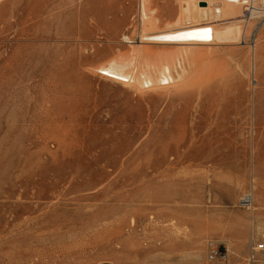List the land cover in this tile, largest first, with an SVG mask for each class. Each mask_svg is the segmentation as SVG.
<instances>
[{"label": "rangeland", "instance_id": "rangeland-1", "mask_svg": "<svg viewBox=\"0 0 264 264\" xmlns=\"http://www.w3.org/2000/svg\"><path fill=\"white\" fill-rule=\"evenodd\" d=\"M13 1H0V264H252L240 200L254 195L264 243V17L207 25L191 49L211 66L193 85L136 89L98 68L139 40L142 0H23L16 18ZM178 1L151 0L158 31ZM234 21L233 40L212 35Z\"/></svg>", "mask_w": 264, "mask_h": 264}, {"label": "bare ground", "instance_id": "bare-ground-1", "mask_svg": "<svg viewBox=\"0 0 264 264\" xmlns=\"http://www.w3.org/2000/svg\"><path fill=\"white\" fill-rule=\"evenodd\" d=\"M0 1L2 2V0ZM200 1L203 0H180L181 3L178 1L182 6L179 5V7L182 8V11H179V13H182L181 16H178L179 20H176V22H173L172 24L168 23L167 28L169 27V29L158 31L156 28H159L157 27V23H159L160 20L153 14L156 10L151 9L148 6L151 3V0H142V18L145 27H143L139 33V40L132 41V48H130L127 53L119 54L111 58L108 62L101 64L98 70L102 72V75L104 74L109 79L116 80V82H120L124 85H130L136 89L149 88L169 90L173 89L172 87L178 83L188 84L187 82H190V80L193 79L197 80L190 82L188 85H193L195 82H198L197 77L203 75L207 70L209 72L210 69H208V67L210 68L211 61L206 60L207 57L205 54H203L202 58V56L199 55L201 51L195 50V52L194 47L192 50L191 46L198 42L200 43L202 39L205 40L203 37H206L205 35L210 32L207 25L219 20L238 19L242 15L246 1L249 0H204L209 2L208 6L200 5ZM22 2L23 0H16L13 3L10 10V17H17ZM259 3L260 0H255L254 2V4ZM45 7L48 10L47 2L45 3ZM255 13L256 10L252 12L251 17H259V15H257L259 13ZM6 19L8 20V18ZM5 23L7 22H4V24ZM203 25H206V28L203 29V27H201ZM213 26L211 27L212 33L214 32L212 35L217 36V38L221 40H233L242 30L238 25V21H234L232 25L228 26ZM208 36L210 35H207V37ZM135 42H138L139 44L135 46ZM165 42L174 44L179 43L180 45L181 43H187L189 44V47L187 48L184 45L186 48L183 47V49L180 47L176 48V50L159 51L142 45L144 43L165 44ZM198 51H200V53H197ZM199 78L201 79V76ZM253 196L254 195L249 193L242 197L245 199L244 203L246 205L250 204L252 210L255 209ZM251 215L252 213L250 212V216ZM251 229L252 232L257 233V229L255 228L254 211L253 216L251 217ZM259 230H262L264 233V224ZM257 261L261 263L264 260L261 258Z\"/></svg>", "mask_w": 264, "mask_h": 264}, {"label": "built area", "instance_id": "built-area-1", "mask_svg": "<svg viewBox=\"0 0 264 264\" xmlns=\"http://www.w3.org/2000/svg\"><path fill=\"white\" fill-rule=\"evenodd\" d=\"M255 0H249L246 1L244 5V9L246 11V14L251 17L252 12L256 10V13H259V17H264V0H260L259 4H254ZM262 15V16H261ZM257 17V16H256ZM245 199L240 200L241 206L247 208L251 213V217L253 216V211L250 204L246 205L244 202ZM264 250V243L259 242L256 238V233L251 231V239H250V245H249V261L254 264L258 260L259 253ZM97 264H115L111 261H100Z\"/></svg>", "mask_w": 264, "mask_h": 264}]
</instances>
